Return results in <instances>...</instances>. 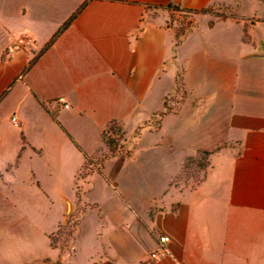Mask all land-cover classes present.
Instances as JSON below:
<instances>
[{
  "label": "crops",
  "instance_id": "obj_1",
  "mask_svg": "<svg viewBox=\"0 0 264 264\" xmlns=\"http://www.w3.org/2000/svg\"><path fill=\"white\" fill-rule=\"evenodd\" d=\"M246 2L264 5L0 0V172L13 173L16 159L18 168L40 160L29 180L48 199V174L60 193L56 223L38 239L43 253L33 245L18 258L0 254V264L23 256L18 264H264V12L246 14ZM170 5L192 13L180 42L163 10ZM214 7L234 13L205 12ZM239 28V56L215 67L214 93H198L204 59L183 69L187 45L202 54L229 47ZM111 121L123 126L126 152L82 179L73 249H53L46 234L66 223L71 202L76 208L85 158L108 153L102 134ZM200 152L212 159L204 180L173 186Z\"/></svg>",
  "mask_w": 264,
  "mask_h": 264
},
{
  "label": "rangeland",
  "instance_id": "obj_2",
  "mask_svg": "<svg viewBox=\"0 0 264 264\" xmlns=\"http://www.w3.org/2000/svg\"><path fill=\"white\" fill-rule=\"evenodd\" d=\"M244 12L249 14L251 12H258V14L264 12V5H259L254 2L253 4L247 3L243 6ZM170 15L169 24L175 29L176 36L180 40L183 35L189 30V19L192 17V13H188L171 5L163 9ZM263 10V11H261ZM216 17H227L230 13H234L225 7H214L208 10ZM211 26V25H210ZM239 28L231 31L226 40H229V47L219 46L212 49L210 52L197 53V48L194 44L187 45L188 55L184 57L186 61L183 62V69L187 68L194 62V58L204 59V63H198V77L196 81L195 90L198 93L207 95L214 93L216 88L220 85V81L216 75V66H220L223 57L237 58L239 56V48L242 43L240 37L242 32ZM233 32V33H232ZM222 38H218L216 42L220 43ZM221 44V43H220ZM183 57V58H184ZM177 98L181 101L184 99V84L183 76L180 75L178 79ZM119 138V136H118ZM127 136L125 135L124 141L122 140L120 145L125 146ZM230 148V147H229ZM221 150V149H220ZM125 151V149H124ZM219 151V150H218ZM102 150L94 155L100 161ZM212 159L209 155L200 152L197 156L188 159L186 168L181 172L173 181L172 185L176 187L194 188L198 186L205 178L207 167L212 165ZM40 160L30 161L28 158L19 166V159L15 160V163L8 168V171L13 173L0 172V254L9 258H18L19 254L24 252L28 255L32 253L33 245L39 252L43 250V242L39 244L38 239H41L42 234L51 228L56 223L58 206L60 205L57 199L60 193H57V189H54V183L52 178L47 174L45 175V192L48 195V199L41 196L42 191L37 188L33 182L29 180V170L31 167L38 165L40 170H43V165L39 163ZM14 169H16L14 171ZM90 166H86L81 173V181L78 183V189L73 196L76 208L72 210L71 202L69 206V215L65 224L59 225L50 233L46 234V239L50 243L53 249H61L65 251H72L73 243L75 239L76 225L78 224L80 215L82 214L84 207L79 204V196L83 187L82 179L86 178V174L89 172ZM9 181V182H8ZM7 183H10L8 185ZM33 184V185H32ZM65 193L70 191L67 186H64ZM47 241V240H46ZM101 248V245H100ZM43 252H41L42 254ZM69 256H65L67 260ZM10 264H18L21 262H28L29 257H21L19 260H10ZM4 264V262H2ZM70 264V262H69Z\"/></svg>",
  "mask_w": 264,
  "mask_h": 264
},
{
  "label": "trees",
  "instance_id": "obj_3",
  "mask_svg": "<svg viewBox=\"0 0 264 264\" xmlns=\"http://www.w3.org/2000/svg\"><path fill=\"white\" fill-rule=\"evenodd\" d=\"M176 8H179V7H176ZM205 12H209V11H205ZM70 22L71 21L66 23L64 25V27L60 30V32H58L53 37L51 42L47 45V48H49L56 41V39L61 35V33L69 26ZM118 136H119V138H118ZM124 138H125V132H124V129H123V126L121 125V123H119L117 121L109 122V124L106 126V128L102 134V141H103L104 146L108 149V153L102 154L99 162L96 159L97 157H95V156L85 158L84 169L86 168V166H90V170L86 174V176L93 173L95 168H99V167L103 166V164L106 161H108L112 158H115L118 155L126 152V151H124V147L120 145L121 141L122 140L124 141ZM98 153H99V151L96 153V156ZM202 153H205L206 155H210V153H208V152H202ZM77 225H76V229H77Z\"/></svg>",
  "mask_w": 264,
  "mask_h": 264
},
{
  "label": "built area",
  "instance_id": "obj_4",
  "mask_svg": "<svg viewBox=\"0 0 264 264\" xmlns=\"http://www.w3.org/2000/svg\"><path fill=\"white\" fill-rule=\"evenodd\" d=\"M11 51H14V50H11ZM59 103H61L62 105H64V108L65 109H69L70 108L69 105L66 103V99L65 98H60L59 99ZM13 122H14L15 126L18 127L17 118L14 117L13 118ZM168 241H169V238H167V237H161V239H160V242L161 243H166ZM153 257H156V255H153Z\"/></svg>",
  "mask_w": 264,
  "mask_h": 264
}]
</instances>
